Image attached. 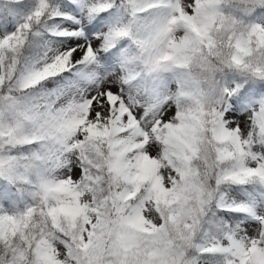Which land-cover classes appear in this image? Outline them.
<instances>
[{
	"label": "snow or ice",
	"instance_id": "snow-or-ice-1",
	"mask_svg": "<svg viewBox=\"0 0 264 264\" xmlns=\"http://www.w3.org/2000/svg\"><path fill=\"white\" fill-rule=\"evenodd\" d=\"M0 264H264V0H0Z\"/></svg>",
	"mask_w": 264,
	"mask_h": 264
}]
</instances>
